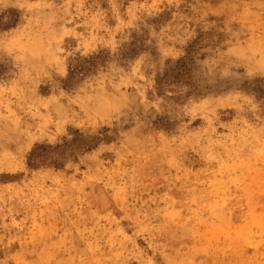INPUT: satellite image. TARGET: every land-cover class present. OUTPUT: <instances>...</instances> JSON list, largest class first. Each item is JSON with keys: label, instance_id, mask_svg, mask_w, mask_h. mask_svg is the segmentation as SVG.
Here are the masks:
<instances>
[{"label": "rangeland", "instance_id": "obj_1", "mask_svg": "<svg viewBox=\"0 0 264 264\" xmlns=\"http://www.w3.org/2000/svg\"><path fill=\"white\" fill-rule=\"evenodd\" d=\"M0 264H264V0H0Z\"/></svg>", "mask_w": 264, "mask_h": 264}, {"label": "trees", "instance_id": "obj_2", "mask_svg": "<svg viewBox=\"0 0 264 264\" xmlns=\"http://www.w3.org/2000/svg\"><path fill=\"white\" fill-rule=\"evenodd\" d=\"M180 64H182V66H186V64H185V59L184 60H182L181 62H180ZM186 72H187V70H180L179 71V73H184V74H186ZM54 152H48V153H46L44 156H43V160H40L41 159V157H38L37 156V154H32L31 156H30V158H29V164H30V166L32 165V166H38V165H41L42 163H44V161H46V159L48 158V157H50V155H52Z\"/></svg>", "mask_w": 264, "mask_h": 264}]
</instances>
